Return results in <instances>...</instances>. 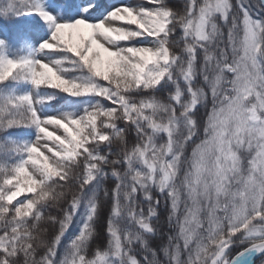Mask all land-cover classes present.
Returning a JSON list of instances; mask_svg holds the SVG:
<instances>
[{"label": "snow or ice", "instance_id": "obj_1", "mask_svg": "<svg viewBox=\"0 0 264 264\" xmlns=\"http://www.w3.org/2000/svg\"><path fill=\"white\" fill-rule=\"evenodd\" d=\"M0 264H264V0H0Z\"/></svg>", "mask_w": 264, "mask_h": 264}, {"label": "trees", "instance_id": "obj_2", "mask_svg": "<svg viewBox=\"0 0 264 264\" xmlns=\"http://www.w3.org/2000/svg\"><path fill=\"white\" fill-rule=\"evenodd\" d=\"M256 2V0H253V3H255Z\"/></svg>", "mask_w": 264, "mask_h": 264}]
</instances>
